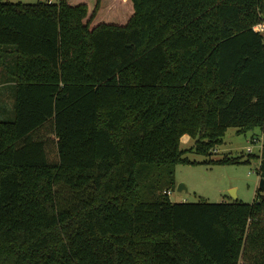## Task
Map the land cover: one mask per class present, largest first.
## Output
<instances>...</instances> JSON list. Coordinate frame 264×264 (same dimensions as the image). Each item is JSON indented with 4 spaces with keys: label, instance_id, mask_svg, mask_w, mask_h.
<instances>
[{
    "label": "trees",
    "instance_id": "16d2710c",
    "mask_svg": "<svg viewBox=\"0 0 264 264\" xmlns=\"http://www.w3.org/2000/svg\"><path fill=\"white\" fill-rule=\"evenodd\" d=\"M117 2L0 0V264H264L260 187L169 193L182 136L264 131V0Z\"/></svg>",
    "mask_w": 264,
    "mask_h": 264
},
{
    "label": "rangeland",
    "instance_id": "374dc122",
    "mask_svg": "<svg viewBox=\"0 0 264 264\" xmlns=\"http://www.w3.org/2000/svg\"><path fill=\"white\" fill-rule=\"evenodd\" d=\"M6 1L36 3L43 0ZM84 1L91 2L89 3L90 6L96 2V0ZM100 1V10L102 11L103 3L102 0ZM105 2L113 7H120V2H117V0H105ZM121 11H124V8L118 9L117 14ZM7 84L5 82V86H2L0 83V91L1 89L4 90L3 94L0 92V96H5L6 101L9 102L8 91L10 88ZM194 144V137L188 134L182 136L181 148L187 150L185 156L197 163L177 164L175 176L177 186L170 190V199L173 202L205 200L209 202L240 201L252 203L261 194L258 190L261 180L259 167L261 154L264 150V131L261 128L258 127L246 133H238L236 127H229L223 137V142L217 145L209 155L197 153L192 149ZM225 155L230 157L241 156L242 160L236 163L224 164L209 162L210 159L221 158ZM249 158L250 161H247ZM180 184H184L185 187L179 189ZM233 193L237 197H234Z\"/></svg>",
    "mask_w": 264,
    "mask_h": 264
},
{
    "label": "built area",
    "instance_id": "2783aa9c",
    "mask_svg": "<svg viewBox=\"0 0 264 264\" xmlns=\"http://www.w3.org/2000/svg\"><path fill=\"white\" fill-rule=\"evenodd\" d=\"M52 1V0H50ZM254 29L256 31H259V32H262L264 33V19L260 20L259 22H257L255 25H254ZM170 193V191H169Z\"/></svg>",
    "mask_w": 264,
    "mask_h": 264
},
{
    "label": "water",
    "instance_id": "95a60500",
    "mask_svg": "<svg viewBox=\"0 0 264 264\" xmlns=\"http://www.w3.org/2000/svg\"><path fill=\"white\" fill-rule=\"evenodd\" d=\"M184 187H185L184 184H180L179 185V189H182ZM259 187H260V189L262 191V197H264V178H261ZM232 191H234V190L232 189ZM233 196L237 197V195L235 193H233Z\"/></svg>",
    "mask_w": 264,
    "mask_h": 264
},
{
    "label": "crops",
    "instance_id": "0c3cea01",
    "mask_svg": "<svg viewBox=\"0 0 264 264\" xmlns=\"http://www.w3.org/2000/svg\"><path fill=\"white\" fill-rule=\"evenodd\" d=\"M0 67H1V69H0V73H1V75H0V83L2 84V86H5L4 84H5V82H4V78H5V74H4V68H3V66L2 65H0ZM1 86V87H2ZM0 97H4L5 98V96H0ZM1 101V100H0Z\"/></svg>",
    "mask_w": 264,
    "mask_h": 264
}]
</instances>
